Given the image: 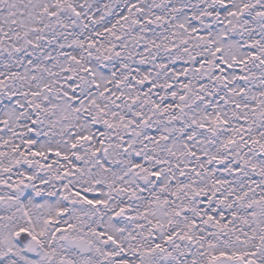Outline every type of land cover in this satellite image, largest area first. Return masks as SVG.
<instances>
[{
	"label": "snow or ice",
	"instance_id": "1",
	"mask_svg": "<svg viewBox=\"0 0 264 264\" xmlns=\"http://www.w3.org/2000/svg\"><path fill=\"white\" fill-rule=\"evenodd\" d=\"M0 264H264V0H0Z\"/></svg>",
	"mask_w": 264,
	"mask_h": 264
}]
</instances>
